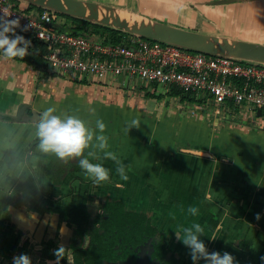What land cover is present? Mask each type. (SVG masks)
<instances>
[{"label":"crops","instance_id":"1","mask_svg":"<svg viewBox=\"0 0 264 264\" xmlns=\"http://www.w3.org/2000/svg\"><path fill=\"white\" fill-rule=\"evenodd\" d=\"M86 1L191 31L264 45L260 33L254 37L242 28L250 22L264 27V0ZM124 86L136 88L124 77H42L22 58L0 55V264H8L20 235L32 238L36 248L51 219L73 209L91 208L92 201L100 205L107 200L126 201L127 210L146 214L178 264H193L190 249L177 239L176 231L194 223L204 229L200 239L209 253L228 252L235 264H264V112L259 115L212 99L194 97L189 102L166 96L160 113L126 111L122 121L119 114L110 116L87 103L106 92L120 95ZM122 97L125 101L126 94ZM82 99L88 101L79 103ZM25 106L29 115L54 106L56 115L78 116L91 129L97 119L103 120L107 151L117 155L128 179L120 178L117 164L103 152L90 159L110 170L107 182L96 185L82 170L74 171L76 158L60 160L66 169L55 173L53 154L38 149L37 123L13 120ZM205 110L213 111L207 115L210 125L202 116ZM133 120L139 128H131ZM189 207H196L197 214L191 215ZM30 214L35 219H29ZM64 224L70 225L67 216ZM21 254L32 257L31 249L20 245L17 256Z\"/></svg>","mask_w":264,"mask_h":264},{"label":"built area","instance_id":"2","mask_svg":"<svg viewBox=\"0 0 264 264\" xmlns=\"http://www.w3.org/2000/svg\"><path fill=\"white\" fill-rule=\"evenodd\" d=\"M4 14L7 19L19 20L15 34L47 47L44 65L38 70L42 77H124L129 83L139 81L166 92L175 86L198 100L212 99L219 105L233 103L264 112L263 65L208 56L132 35L121 43L99 35H74L64 29L67 21L60 13L23 9L12 0H0V16Z\"/></svg>","mask_w":264,"mask_h":264},{"label":"trees","instance_id":"3","mask_svg":"<svg viewBox=\"0 0 264 264\" xmlns=\"http://www.w3.org/2000/svg\"><path fill=\"white\" fill-rule=\"evenodd\" d=\"M12 1L17 3L18 6L20 5V1ZM29 8L36 9L37 7L29 5ZM62 16L72 21L74 26L68 27L65 25L64 29L74 35H99L102 37H107L116 43H121L130 36L129 34L111 29L109 27L96 25L65 15ZM47 52L48 50L45 45L37 41H33L28 50V55H26L22 61L27 63L33 69L40 70L44 65V56ZM168 94L173 97H178L183 101H195L194 96L190 92L175 86L171 88ZM149 95L155 97L156 93L152 92L149 93ZM60 164L61 167L59 168ZM65 169L66 168L63 162H60V160H58L53 155L52 170H54L55 173L61 174L65 171ZM80 170L81 169L77 164L76 167H74V171ZM91 203H94V201ZM100 207L102 210L104 209L105 212L108 213L107 215H109L110 222L109 224H107L108 222H105L102 225H99V221L96 223L100 227H111L112 231L111 229L110 231H107V239L102 236H98L96 233L97 237L93 239L91 238V241H86V238H90V234L88 233L90 228L88 225L91 222L89 208L86 207L73 209L68 213V215H57L59 221L54 220L50 223L45 233L42 246H38L36 248L32 247V239L22 234L16 243V247L21 245L31 249L32 264H56V256L54 255V252L61 245L64 246L65 250L63 253V258L59 261V264H102L103 261H110L114 256H117L115 246L120 245V238L122 239L121 249H125L124 246L129 243L131 245H137L139 242L145 239V236L152 237L153 239L157 238L159 229L153 225L152 221L146 214L127 210L124 203L121 201L107 200L101 204ZM66 216H68L69 221L79 229L76 234L79 236L82 235L85 243L90 242L89 247L85 245L81 247L80 245H72L71 239L68 236H63V234H61V226L64 224L61 220H64L63 218H66ZM156 243L158 250L161 252V257L165 259V264H178V261L173 256L174 252L167 244H164L162 241H158ZM15 250L13 255L18 254ZM166 255H170V257L167 259ZM10 264H13V261H11ZM200 264H206V261L202 259Z\"/></svg>","mask_w":264,"mask_h":264},{"label":"clouds","instance_id":"4","mask_svg":"<svg viewBox=\"0 0 264 264\" xmlns=\"http://www.w3.org/2000/svg\"><path fill=\"white\" fill-rule=\"evenodd\" d=\"M7 17L5 14L0 16V55L4 59H23L28 55L31 42L23 36L15 34L19 20L7 19ZM24 30L26 31L27 28ZM55 113L56 108L54 106L47 107L40 114L36 124L35 135L39 139L38 149L42 153L53 154L57 159L64 162L76 158L85 178L92 180L96 185H100L109 181L110 170L101 163L91 162L90 158L96 159L97 152H103L106 159H111L117 164L116 172L120 178L122 180L128 179L123 163L115 153L107 151L109 143L108 137L104 134L106 125L103 120L97 119L95 129H91L78 116L66 115L62 118ZM137 125L138 121L133 120L131 128H139ZM86 151L87 155H85ZM188 212L191 215H196L198 209L189 207ZM256 218H260L259 213H257ZM29 219H35L34 214H30ZM203 233L204 229L199 223L176 231L177 239L190 249L193 264H197L201 259L206 261V264H235V258L228 252L223 254L219 252L209 253L205 243L200 239ZM64 250L63 245L55 250L56 264H59L63 258ZM261 259L264 260V257ZM13 264H32V261L27 254H21L13 257Z\"/></svg>","mask_w":264,"mask_h":264},{"label":"water","instance_id":"5","mask_svg":"<svg viewBox=\"0 0 264 264\" xmlns=\"http://www.w3.org/2000/svg\"><path fill=\"white\" fill-rule=\"evenodd\" d=\"M40 9H46L65 16L84 20L96 25L109 27L123 33L179 47L188 51L203 53L214 57H228L238 61L264 66V45L246 40L179 28L164 22L124 12L111 5L86 0H18ZM238 0L218 1L215 4H227ZM86 36H89L86 34ZM23 107L13 118L16 122L38 123L40 114L27 112ZM261 115V111H259ZM199 156H208L202 151H190ZM64 228V224H63ZM47 231V227L44 232ZM43 236V237H44ZM44 239V238H43ZM42 239V240H43ZM107 264V263H105ZM120 264V263H109Z\"/></svg>","mask_w":264,"mask_h":264},{"label":"flooded vegetation","instance_id":"6","mask_svg":"<svg viewBox=\"0 0 264 264\" xmlns=\"http://www.w3.org/2000/svg\"><path fill=\"white\" fill-rule=\"evenodd\" d=\"M88 194H86L87 196ZM110 201V200H109ZM104 202H100V205L103 204ZM91 204V208H89V212L91 215L90 218V224L88 225L89 229V234H90V238H86V241H91V238H95L98 236H102L105 239H107V231H110L111 227H100L99 225L104 224L105 222H108L107 224H109L110 219H109V215H107L108 213L105 212V210L101 209L100 205L96 204V202L94 203H90ZM89 207V206H88ZM87 207V208H88ZM70 212V211H69ZM56 219H51L47 225V228L49 227L50 223L52 221H59L58 216L55 217ZM68 218V216H67ZM65 220V218H63ZM64 220H61L64 223ZM60 221V222H61ZM98 221L100 222L99 225L97 224ZM68 222L70 225H65L64 229L65 232H63V226H61V231L63 232V236H68L71 239V243L72 245H80L83 246H90V242L85 243V241L82 238V235L79 236L77 233V231H79L78 228H76L74 226V224H72L69 219ZM97 222V223H96ZM70 229H66L69 228ZM112 231V229H111ZM97 233V234H96ZM88 237V236H85ZM44 238V237H43ZM32 239V238H31ZM160 242L162 241L164 243V241L162 240V236L159 234L157 236L156 239H153L152 237H148L145 236V239L142 240L141 242H139L137 245H131L130 243L125 245L124 248L125 249H121V243H122V239H119L120 245H116L115 249L117 252V256H114L110 261H103L102 264H109V263H120V264H165L164 262V258H162L161 256V252L158 250L157 248V243L155 242ZM58 242V241H57ZM155 242V243H154ZM35 243V242H34ZM38 246H42L43 244V240L40 243H35ZM58 244V243H57ZM167 244V243H164ZM169 246V244H167ZM20 245H18L15 250L18 253V249H19ZM127 247V250H126ZM170 247V246H169ZM28 248V247H27ZM13 250V252H14ZM17 255H13L11 256V258L9 259L8 264L11 263V261H13V257H15ZM173 256L176 259L175 253L173 254ZM170 257V255H166V258L168 259ZM177 260V259H176Z\"/></svg>","mask_w":264,"mask_h":264},{"label":"rangeland","instance_id":"7","mask_svg":"<svg viewBox=\"0 0 264 264\" xmlns=\"http://www.w3.org/2000/svg\"><path fill=\"white\" fill-rule=\"evenodd\" d=\"M19 3L23 9L29 8V5L25 4V2H23V1L19 2ZM230 14H232V13L230 12ZM63 21L64 22L67 21L68 27L74 26L70 19H65V17H64ZM238 21H240V20H238ZM240 22L242 23L243 21H240ZM250 23H249V26L246 24L242 28L244 30H246L247 32L251 33L252 34L251 36L255 37V35L257 33H260V35L264 37V29H263L264 27H262V26L256 27L255 24H250ZM88 35H90V34H88ZM91 35H93V34H91ZM63 83H65V81ZM141 83L142 82H139V81L132 82L131 84H133V86L136 87L135 89H132V90H131V86L130 87L124 86V87L120 88L122 91L119 93L120 95H117L116 93H112V91L110 90L111 92H106L105 94L98 96L97 97L98 99H96L95 101L94 100L88 101V99H89L88 98V99H86L88 101L87 103L92 105L95 108V110H104V113L109 114L110 116L111 115L117 116L119 114L118 118L120 117V120H122V114H125L126 111L136 112V114L140 113L142 110H147V111L152 112V113H160L161 109L164 108V101L162 99H164V98H166V96H170V95L164 94L165 90L163 88H159L156 86H148V85L141 86ZM62 92H64V89L62 90ZM152 92L156 93L155 97L152 95H149V93H152ZM124 94H126L125 101L123 100L124 97H122ZM61 95H67V94L64 93ZM128 95H131V96H128ZM70 97H73V96L71 95ZM82 98L84 99L85 97L82 96ZM76 99H78V98H76ZM83 99L79 100V103L86 101ZM92 99H95V98H92ZM174 102H175V100L172 103H174ZM198 104L205 106L207 103H198ZM139 105H140V107H137ZM169 106H173V105L169 104ZM190 106H192V105H190ZM206 107H207L206 109H208V106H206ZM134 108H137V110H135ZM138 108H140V109H138ZM129 109H131V110H129ZM210 112L208 110H205L203 112V115H202L203 117L207 118L209 125H210V121H209V118L207 117V115H209ZM212 112H211V114H212ZM248 127H250V126H248ZM244 142L247 143V140H245ZM247 144H248L247 146L252 145L251 140L250 141L248 140ZM123 203L125 205V208L128 209V203L126 201H123Z\"/></svg>","mask_w":264,"mask_h":264}]
</instances>
